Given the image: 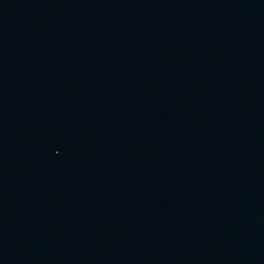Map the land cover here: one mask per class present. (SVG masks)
Returning <instances> with one entry per match:
<instances>
[{
  "label": "water",
  "instance_id": "water-1",
  "mask_svg": "<svg viewBox=\"0 0 264 264\" xmlns=\"http://www.w3.org/2000/svg\"><path fill=\"white\" fill-rule=\"evenodd\" d=\"M0 264H264V0H0Z\"/></svg>",
  "mask_w": 264,
  "mask_h": 264
}]
</instances>
